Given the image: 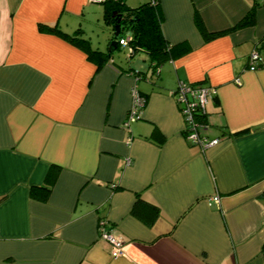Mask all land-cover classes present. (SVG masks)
I'll return each instance as SVG.
<instances>
[{
  "label": "crops",
  "instance_id": "0c3cea01",
  "mask_svg": "<svg viewBox=\"0 0 264 264\" xmlns=\"http://www.w3.org/2000/svg\"><path fill=\"white\" fill-rule=\"evenodd\" d=\"M251 8L253 23L229 28ZM103 10L0 0V264H264V0H160L163 34L183 50L156 68L142 49L114 56ZM100 11L103 49L85 25ZM54 25L109 59L98 66ZM180 80L217 88V143L185 136ZM133 86L146 100L125 126ZM101 221L126 256L111 255Z\"/></svg>",
  "mask_w": 264,
  "mask_h": 264
},
{
  "label": "trees",
  "instance_id": "16d2710c",
  "mask_svg": "<svg viewBox=\"0 0 264 264\" xmlns=\"http://www.w3.org/2000/svg\"><path fill=\"white\" fill-rule=\"evenodd\" d=\"M101 2L104 6V19L111 25L113 30L112 40H116L115 45L113 43L109 44V50L115 47L117 48L119 44H121L119 40L126 37L123 35L125 31H129L130 39L128 43L133 47V51H129V53L132 54L137 49L145 50L149 56V65L153 68L158 67L164 60L172 57L176 52L183 50L180 49L181 43L172 44L163 34L161 27L162 14L160 10V0H146L137 5H129L125 0H101ZM118 20L120 23V30L114 35L115 24ZM253 22L254 11L251 8L229 28L251 24ZM44 27V25H41V28ZM45 28L47 29V27ZM48 28L56 30L64 37L82 46L86 50L87 56L95 59L98 66L109 59L108 52L92 47L89 44V40L81 36L80 28L77 27L72 32L64 31L57 25L49 26ZM225 29L226 28L211 32L203 29V37L205 39L213 37L225 31ZM202 118L206 121V114H204Z\"/></svg>",
  "mask_w": 264,
  "mask_h": 264
},
{
  "label": "built area",
  "instance_id": "2783aa9c",
  "mask_svg": "<svg viewBox=\"0 0 264 264\" xmlns=\"http://www.w3.org/2000/svg\"><path fill=\"white\" fill-rule=\"evenodd\" d=\"M101 1V0H94ZM130 35L119 40L121 44H128L129 51H133L132 45L128 43ZM263 61L261 53L254 49L248 57V67L255 69ZM239 81L238 79H236ZM217 88L213 85L202 83H190L183 80L178 81L176 87L172 91L176 102L179 104L180 113L185 123V136L193 143L200 146L202 149L211 146L219 141L218 136H210L207 133L208 124L203 120V115L206 114V103L208 98L213 96ZM132 104L128 114L123 122L128 126L131 121L139 116V111L145 103V96L142 95L136 86L131 88ZM130 138V137H129ZM128 138V139H129ZM211 200H219L218 195L211 197ZM100 235L107 239L110 243V252L113 257L126 256L125 249L121 242L106 229L103 221L100 222Z\"/></svg>",
  "mask_w": 264,
  "mask_h": 264
},
{
  "label": "rangeland",
  "instance_id": "374dc122",
  "mask_svg": "<svg viewBox=\"0 0 264 264\" xmlns=\"http://www.w3.org/2000/svg\"><path fill=\"white\" fill-rule=\"evenodd\" d=\"M82 24H84V23H82ZM85 25H86L87 29H89L88 33L91 35L93 42L96 45L98 43H102V44H98V45H100V47L102 49L106 48L107 40L104 37V32L109 30V29H108V27H106V25L103 22L102 11H100V13L98 14L97 19H92L89 22H87ZM140 53L145 57L144 52H140ZM140 53H139V55H137L136 60L141 58L142 55ZM113 54H114V56L120 57L124 62L130 63L131 58H128V55H130V54H129V52L125 46H121L120 49H117V48L113 49ZM127 58H128V60H127Z\"/></svg>",
  "mask_w": 264,
  "mask_h": 264
},
{
  "label": "water",
  "instance_id": "95a60500",
  "mask_svg": "<svg viewBox=\"0 0 264 264\" xmlns=\"http://www.w3.org/2000/svg\"><path fill=\"white\" fill-rule=\"evenodd\" d=\"M120 30V23L119 20L116 22L115 24V31H114V35H116L118 33V31ZM114 45L116 44V40H112V42ZM110 47V46H109ZM110 54V52H108Z\"/></svg>",
  "mask_w": 264,
  "mask_h": 264
}]
</instances>
